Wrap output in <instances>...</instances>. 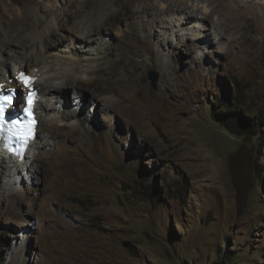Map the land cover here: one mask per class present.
I'll list each match as a JSON object with an SVG mask.
<instances>
[{"label":"rangeland","instance_id":"1","mask_svg":"<svg viewBox=\"0 0 264 264\" xmlns=\"http://www.w3.org/2000/svg\"><path fill=\"white\" fill-rule=\"evenodd\" d=\"M33 1L0 0V35L14 17L44 18L48 10L53 21L71 0ZM159 1L152 0L158 8L179 3ZM252 1L253 11L242 10L249 22L234 12L241 26L222 40L196 41L199 26L166 17L162 63L151 60L158 44L154 53L136 45L141 92L123 73L120 90L78 85L44 96L59 101L72 124L53 143L41 115L36 164L20 175L21 192L0 170V264H264V0ZM112 11L100 9L98 18ZM175 33L186 43L173 49ZM101 35L108 60L130 66L127 24ZM105 100L115 108L104 109ZM231 117L240 129L228 125Z\"/></svg>","mask_w":264,"mask_h":264},{"label":"bare ground","instance_id":"2","mask_svg":"<svg viewBox=\"0 0 264 264\" xmlns=\"http://www.w3.org/2000/svg\"><path fill=\"white\" fill-rule=\"evenodd\" d=\"M98 1L100 3L94 4L91 0H84L81 7L77 6L75 0L68 1L66 2L68 3L67 6L62 8L64 12L56 13L53 21H49L51 14L46 9L44 18L39 14L37 17L32 15L35 19L24 20L20 17H14L12 20L3 22L7 32L0 35V85L3 86L0 91L16 87L18 85L17 73L25 70L29 75L35 77L33 86L40 89L41 95V101L37 105L40 122L37 138L29 142L24 160H19L2 151L0 143V170H5V173L13 175L14 181L11 182L17 183L14 186L15 193L22 191L18 185L20 175L23 172L33 170V166L35 167L36 163L31 162L30 156L33 155L39 134L42 132L41 115L44 117L46 127L49 128L48 136L54 140H52L53 143L56 141L57 132H62L63 128L71 127L72 124L67 117L73 115L62 112L59 109L61 107L58 105L59 101L54 103L49 98L46 103H43L45 95L48 97L62 96L65 88H75L79 87L78 85L96 88V92L101 87V92L120 90L126 84L125 79L123 80V73L130 77V86L141 92L140 82L135 77H137L136 74L139 69L143 68L145 64L143 60H138L142 54L136 45L145 48L148 52H153L154 46L158 44L157 55L151 57V60L162 63L164 55L161 56L160 54L161 41L158 39L160 37L158 32L162 28H169L166 17L170 14L178 16L177 20L180 26L189 24H194V28L196 25L199 26L201 36L195 40L207 41L211 34H215L222 40L230 30L237 31L241 26L238 19L249 22L242 10L246 8L254 10L252 0H190V3H186L187 0H179L177 5H161V8L156 7L152 0ZM40 6L37 4L39 11ZM116 6H119V10H114ZM110 8L113 11L107 14L108 19H101V21L98 18L99 10L108 11ZM233 13L238 19L232 15ZM236 20L240 25L235 23ZM117 23H126L130 28L132 39L127 44V49L131 50L136 57L130 59V66L122 58L116 60V64L109 61L106 48L101 47L103 44L101 31L113 29ZM19 25H21V29ZM28 32L31 33L29 36H27ZM62 32L68 33V37ZM174 36L176 43L168 41L173 49L186 43L183 36H179L177 33ZM58 42L64 45H58ZM94 45L98 47L93 48ZM198 47L204 48L202 45H198ZM92 49H95V52H92ZM191 51L194 52L193 49ZM132 52L129 53L133 54ZM165 69L167 70L165 74H169L171 65L167 64ZM21 82L22 80L19 83ZM108 95L105 96L106 99H113V95ZM20 100H23L22 96ZM102 105L108 111L115 108L106 100ZM46 141V146L51 144L48 140ZM48 156L47 153L46 157Z\"/></svg>","mask_w":264,"mask_h":264},{"label":"clouds","instance_id":"3","mask_svg":"<svg viewBox=\"0 0 264 264\" xmlns=\"http://www.w3.org/2000/svg\"><path fill=\"white\" fill-rule=\"evenodd\" d=\"M21 72H24L26 76L32 78V82H31V86H26L23 82L19 83L21 80L19 78V74L17 73V77H16V81H17V86L13 87V88H9L6 91H0V94L2 92H4V96L6 95H11L12 96V102L9 106V110L7 112L8 114H16L18 116H20L22 114L23 111H25V109H27L29 107V100L32 99L34 100L33 103V117L37 122V125L35 126V132L33 133V136L31 137V139L27 142L26 146H24V149L22 151H20L19 149L18 152H14L13 150H11L10 147V142H12V135L11 132H7L6 135L0 137V143H1V150L4 152H7L8 154L16 157L19 160H24L27 150H28V144L29 142H31V140H34L37 138V133H38V128H39V118H38V114H37V105L38 103L41 101V95H40V89L34 87V82H35V77L29 75L25 70H22ZM20 73V72H19ZM24 89H26V91H24ZM32 89V90H31ZM31 92H33V94H31ZM22 96L23 100H20L19 98ZM31 117V116H30ZM31 126L32 124H30V122L25 126V131L26 128L28 126ZM3 130H5V128L2 127ZM6 131V130H5Z\"/></svg>","mask_w":264,"mask_h":264},{"label":"snow or ice","instance_id":"4","mask_svg":"<svg viewBox=\"0 0 264 264\" xmlns=\"http://www.w3.org/2000/svg\"><path fill=\"white\" fill-rule=\"evenodd\" d=\"M20 79L26 86H31V78L24 76V74H21ZM3 86L0 85V88ZM4 102H7L8 104H11L12 102V96L11 95H6V96H0V128L3 127L4 124V118H3V113H4ZM19 123V122H16ZM30 134V133H29ZM27 137H24L26 139Z\"/></svg>","mask_w":264,"mask_h":264},{"label":"trees","instance_id":"5","mask_svg":"<svg viewBox=\"0 0 264 264\" xmlns=\"http://www.w3.org/2000/svg\"><path fill=\"white\" fill-rule=\"evenodd\" d=\"M235 121H234V119L231 117V120H229V122H227L228 123V125H231L232 127L234 126V127H237L236 129H240L241 128V126L238 124H235L234 123ZM257 126H258V124L256 123V124H252V125H250V128L251 129H253V128H257ZM249 131L250 130H246V132L245 133H249ZM262 187V186H261ZM224 258H226L228 261H232V259H233V256H231V254L230 253H228V254H224Z\"/></svg>","mask_w":264,"mask_h":264},{"label":"water","instance_id":"6","mask_svg":"<svg viewBox=\"0 0 264 264\" xmlns=\"http://www.w3.org/2000/svg\"><path fill=\"white\" fill-rule=\"evenodd\" d=\"M151 85L154 89L157 88V82H158V74L155 72H150V77Z\"/></svg>","mask_w":264,"mask_h":264}]
</instances>
